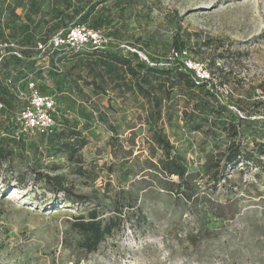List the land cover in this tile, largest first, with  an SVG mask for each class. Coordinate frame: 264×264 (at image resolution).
I'll list each match as a JSON object with an SVG mask.
<instances>
[{"label": "rangeland", "instance_id": "1", "mask_svg": "<svg viewBox=\"0 0 264 264\" xmlns=\"http://www.w3.org/2000/svg\"><path fill=\"white\" fill-rule=\"evenodd\" d=\"M111 50L160 66L180 50L204 79L176 88L156 123L109 76ZM25 77L54 97L63 132L13 137L8 82ZM0 101V264H264V0H0ZM158 127L190 189L163 168ZM72 130L86 144L70 160ZM235 147L255 160L225 168ZM120 207L132 218L95 251L65 243L77 216Z\"/></svg>", "mask_w": 264, "mask_h": 264}, {"label": "trees", "instance_id": "2", "mask_svg": "<svg viewBox=\"0 0 264 264\" xmlns=\"http://www.w3.org/2000/svg\"><path fill=\"white\" fill-rule=\"evenodd\" d=\"M80 23L81 22H78L77 24L80 25ZM177 51L181 52L180 50ZM102 62L110 77H115L119 83H127L131 89H134L140 95L147 98L151 108V116L156 123L161 119L167 105L171 104L170 102L165 104V101L167 98L169 101H172L171 95L176 88L180 90V93L185 95L191 86L193 87L196 83L204 79L198 75L195 68L189 67L186 63L180 61V57L175 58L174 61L165 62L160 66L151 60L148 62L142 60L136 51H130L128 54H120L118 50H111L103 56ZM30 79L29 77H25L24 79L16 81L15 78H10L9 80H11L12 84L8 85V89L10 88L9 90L13 93L11 88L18 83L25 88ZM36 86L39 89L37 84ZM39 91L41 90L39 89ZM58 114H60V112L57 106V113L54 115L56 124L53 131L49 134L37 135L49 137L58 132H63L66 125L65 122L61 120V117L57 116ZM152 139L164 151L165 157L162 160V165L166 173L168 175H177L181 183L190 189L189 185L191 184L192 179H188L186 168L174 155H172L173 145L163 129L160 127L155 129V132L152 134ZM85 144V139L78 133V131L72 130L70 132V137L61 143V147L67 154V157L70 160H73L75 155ZM234 149H232L234 152L231 150L232 152L226 156L225 168L236 163L239 159L243 162L255 160V156L252 153L242 150L240 147H235ZM260 153L264 154V147L262 146L260 148ZM37 175H39V178L43 179L47 184L56 182L59 188L66 189L61 181L62 177L58 174L52 176L48 173L37 172ZM66 197L67 199H71L70 196ZM83 199L84 196L78 195L76 201H82ZM187 199L192 201V195H187ZM126 218L131 219L132 216L129 213H123L122 207L117 210L115 216H112L107 220L99 218L98 211L96 209H91L87 216L79 215L74 219L70 226V232L65 237V243L69 247L77 250H83L88 253L93 252L107 237L112 236L121 230ZM76 234L80 236L78 240L74 238Z\"/></svg>", "mask_w": 264, "mask_h": 264}, {"label": "built area", "instance_id": "3", "mask_svg": "<svg viewBox=\"0 0 264 264\" xmlns=\"http://www.w3.org/2000/svg\"><path fill=\"white\" fill-rule=\"evenodd\" d=\"M79 32V28H75L71 30L70 35L76 37ZM64 42L65 39L62 37L55 38V47L62 46ZM171 55V58L175 59L181 57L182 54L177 50H172ZM8 83L11 85V80ZM11 89L20 101V110L16 118L18 129L14 132L13 137L19 140L23 135L51 133L56 124L54 115L57 113L54 97L39 91L33 80L28 81L25 88L18 83L13 85ZM3 107L4 104L0 101V109Z\"/></svg>", "mask_w": 264, "mask_h": 264}, {"label": "bare ground", "instance_id": "4", "mask_svg": "<svg viewBox=\"0 0 264 264\" xmlns=\"http://www.w3.org/2000/svg\"><path fill=\"white\" fill-rule=\"evenodd\" d=\"M8 191H11V190H8Z\"/></svg>", "mask_w": 264, "mask_h": 264}]
</instances>
